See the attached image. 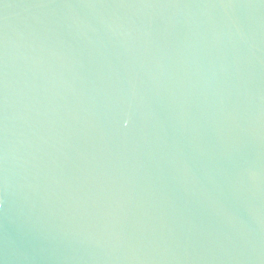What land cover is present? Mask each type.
<instances>
[{"label": "water", "instance_id": "95a60500", "mask_svg": "<svg viewBox=\"0 0 264 264\" xmlns=\"http://www.w3.org/2000/svg\"><path fill=\"white\" fill-rule=\"evenodd\" d=\"M0 264H264V0H0Z\"/></svg>", "mask_w": 264, "mask_h": 264}, {"label": "clouds", "instance_id": "9594fccd", "mask_svg": "<svg viewBox=\"0 0 264 264\" xmlns=\"http://www.w3.org/2000/svg\"><path fill=\"white\" fill-rule=\"evenodd\" d=\"M127 123V122H126Z\"/></svg>", "mask_w": 264, "mask_h": 264}]
</instances>
